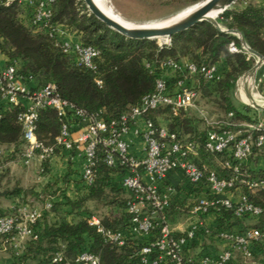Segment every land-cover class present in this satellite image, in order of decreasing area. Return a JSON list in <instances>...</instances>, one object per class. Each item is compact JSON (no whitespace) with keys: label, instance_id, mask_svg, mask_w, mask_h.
<instances>
[{"label":"trees","instance_id":"obj_1","mask_svg":"<svg viewBox=\"0 0 264 264\" xmlns=\"http://www.w3.org/2000/svg\"><path fill=\"white\" fill-rule=\"evenodd\" d=\"M171 1V4L180 7V1L184 0ZM195 2L197 0L192 3ZM30 13L31 8L27 6L16 2L5 6L3 0H0V55L4 59L3 64L13 65L17 77L32 90L54 83L62 99L87 115L102 117L107 122L117 119L136 106L144 96L153 93L158 79L164 80L171 87L178 79H182L187 87L197 93L195 102L200 95L213 94L226 101L237 79L253 67V55L241 47L239 39L230 33L219 31L208 22L175 34L170 38L169 46H160L156 41L131 40L112 31L88 12L83 0H54L49 28L31 26ZM216 21L221 28L239 33L246 45L264 59V4L236 0ZM55 27L74 34L81 46L92 47L99 52L98 57L93 60V70L79 66L74 52L64 51L63 38L49 33ZM231 44L235 47V52L231 51ZM169 61L192 63L196 66L214 65L219 79L206 80L200 74L190 75L187 72L179 78L182 74L163 66ZM169 73L173 76H169ZM257 80L264 81V63L259 69ZM20 111V107H9L4 103L0 105V145L4 148L0 160L2 162L6 158L19 157L24 150L22 127L17 119ZM164 111L169 116L165 125L154 117L156 112L147 113L144 117L152 120L155 127H164L169 133L175 134L182 142L196 143L198 156L191 160L197 166L215 171L220 176H228V172L221 169L220 162L230 159V154H211L204 150L203 144L209 128L201 117L200 110L198 113L205 125L202 132H198L197 127L183 115L185 111H181L178 116H171L166 109ZM229 113H232L231 117H228ZM256 113V110H249L247 107L244 110L231 107L230 112L216 120L223 123L221 129H229L237 134L236 140H239L247 135L246 125L254 126L260 122L253 118ZM206 118L213 119L207 113ZM236 118L247 123L239 124ZM76 121L70 114L67 118H60L52 109L40 110L36 137L43 144L54 146L62 123L70 125ZM249 132L253 138L258 135L257 131ZM9 147H12V151L5 157ZM64 154L55 147L54 157L64 159ZM260 156L264 157V148L253 146L243 164V172L254 177H264V170L255 172L248 169V164ZM209 157L219 159L218 166L211 164ZM51 160L52 158L38 162L40 173L44 177L49 176L47 171ZM124 172V167L107 166L104 151L99 149L90 185L85 184L82 172L78 179H69L73 174L69 165V171L63 177L36 183L25 190L17 186L12 190L8 189L7 193L19 200L12 212L0 213V216L13 214L17 206L24 205L42 210L41 218L33 226L36 239L22 240L19 248H14L11 238L15 232L0 236V245L6 246L13 259L12 264H49L57 254L64 261H74L83 251L97 255L100 264L126 263L130 253L137 251L146 240L127 241L124 246L118 247L104 242L96 228L89 226L87 222L94 212L90 207L97 209L100 205L108 209L103 217L96 216L105 230L124 231L128 227L130 215L125 210L127 192L121 184ZM5 174V170L0 172V181L6 177ZM182 180L178 172L168 177V182L178 190L166 212L170 225L178 222L188 212L186 205L191 208L192 204H189L200 193L199 188ZM0 187L4 189L6 186ZM70 189L72 196L67 192ZM243 192L250 202L262 209L260 219L263 218L264 192L251 193L246 189ZM35 202H40V207H36ZM47 203H50L49 209H45ZM247 218L252 219L248 216L239 218L228 212L217 214L213 222L217 228H223L226 224L234 230L236 225ZM250 228H264V222H256ZM197 243L194 242L193 245ZM209 243L208 239H204L202 245ZM262 246L264 244L256 246L254 258L250 261L243 260V263L256 264L255 258Z\"/></svg>","mask_w":264,"mask_h":264},{"label":"built area","instance_id":"obj_2","mask_svg":"<svg viewBox=\"0 0 264 264\" xmlns=\"http://www.w3.org/2000/svg\"><path fill=\"white\" fill-rule=\"evenodd\" d=\"M5 6L13 3L31 8V26L49 28L54 0H3ZM50 35L63 37L65 31L60 27L51 28ZM170 45V40L163 43ZM162 46V45H160ZM65 52H74L79 66L94 69L93 60L99 52L79 43L63 42ZM231 51L235 52L233 44ZM164 67L179 72L180 77L187 72L200 74L206 80L219 79L216 66H196L192 63L167 62ZM197 93L186 86L182 79L167 86L164 80L156 81L155 91L144 96L117 119L110 121L102 117L87 115L69 101L62 99L54 83L32 90L16 75L13 65L0 62V102L9 107H20L17 119L22 127L24 150L17 158L22 166L29 167L35 160L43 162L55 156V147L64 153H74L84 164L82 179L90 185L99 149L104 151V162L109 167H124L121 184L127 192L126 213L130 223L124 231L105 230L96 216L88 219L104 242L122 247L127 241L146 240L139 249L131 252L123 264H235V257L244 261L254 258V248L264 244V228H244L240 231L217 228L214 217L217 214L231 213L242 218L248 216L259 219L262 209L249 201L243 189L251 193L264 192V177H254L243 172V164L256 146L264 148V121L257 125H246V136L236 140L237 134L229 129H221V121L201 117L209 130L204 140V150L211 154L228 152L230 159L220 162L228 176H220L215 171L199 167L191 158L198 156L196 143L182 142L175 134L164 127H155L145 115L151 112L168 110L171 116L194 107ZM52 109L60 118L70 114L77 121L67 125L62 123L55 138L54 146H47L36 137L38 114L40 110ZM232 113L228 114L231 117ZM228 126V125H227ZM229 126H231L229 124ZM249 130L258 132L253 138ZM139 137L143 144L141 157L131 152L127 136ZM4 148L0 145V160ZM5 164L0 161V172ZM178 172L182 181L199 188L200 193L191 203L189 211L193 222L184 230H176L169 224L166 212L178 190L168 182L170 174ZM180 190V189H179ZM50 208V203L45 209ZM42 210L27 205L17 206L13 214L0 216V236L15 232L11 238L14 248H19L22 240L36 239L33 226L41 218ZM212 217L211 222H207ZM226 226V227H225ZM208 239L212 245H202ZM198 242L197 245H193ZM197 250L196 252L194 250ZM194 251V252H193ZM100 264L99 257L89 251L81 252L74 261H64L57 254L49 264Z\"/></svg>","mask_w":264,"mask_h":264},{"label":"rangeland","instance_id":"obj_3","mask_svg":"<svg viewBox=\"0 0 264 264\" xmlns=\"http://www.w3.org/2000/svg\"><path fill=\"white\" fill-rule=\"evenodd\" d=\"M193 1L194 0L180 1V7H179V5L171 4L172 2L171 0H104V3L102 4V6L104 9L109 11L111 14L118 16L119 18L124 20L129 25H134V26L143 25V26L148 27V26H158L162 24L164 21H167L168 19L179 14L180 12L185 11L191 7H195L196 5L200 4L204 0H197V2L192 3ZM158 45L164 46V44H158ZM253 58H254V61H253V66H254L257 61V58L255 56H253ZM258 72L259 70L256 73L255 80L254 81L251 80L245 85L247 93L250 92V94H253V99H251L249 96L245 94L243 96V94L239 90V82L242 76L244 75L243 74L237 79L226 101L216 94H213L211 96H201L200 95V97H198L197 101L195 102L194 107L183 112V115L186 116L193 123L195 127H197L198 132H202L205 129V125L200 119L198 110H203L204 112L208 114L209 117L213 118V120H216V119L223 118L227 114V112H230L231 107L237 108L239 110H244V108L247 107L249 108V110L252 109L258 112L256 113V115L253 116L254 120L259 119L260 121H262L264 119V109H255L252 106L253 102L257 103L260 106H264V81L258 82L257 80ZM168 75L173 76V74H170V73ZM246 77H243L242 79H245ZM167 114L168 113L166 111L161 110V111L156 112L154 114L155 115L154 117L158 118L159 119L158 121L161 122V124L165 125L168 122L166 121V119L169 117ZM161 117L163 120H161ZM236 122L239 124L247 123V122L242 121L240 118H236ZM208 160L211 161V164H213L214 166H218L217 164L219 162V159L217 158L214 159L212 157H209ZM32 165L33 164H31L28 168H24L23 171L25 173L32 174V177H33V173H34V176H37V174L38 176H42V174L39 171L40 169ZM55 165L57 164L55 163ZM69 165H72V164L67 162L66 165H64V167L62 168V170L60 169L59 166L49 165L48 171H47L49 173V177L52 179L63 177L69 171ZM34 182L35 181H33V183ZM72 193H73L72 189H70L68 194L72 196ZM191 204L192 203H190L189 205ZM38 205H40V202L38 204L37 202H35V206H38ZM186 206H187L188 212L185 213L184 216L180 218L179 221L176 223H183V222L189 223L195 220L189 214V211L191 208L190 207L188 208V205ZM90 208H91L90 210L94 211L92 213L93 214L92 216L103 217L105 214L108 213V209L100 205L97 207V209L94 206ZM211 219L212 217H210V220H207V222H211ZM245 222L249 224L248 227H251L256 222H264V216L261 219L260 218L259 219L247 218L245 219ZM209 244L212 245V242ZM263 247L264 246H262V248ZM255 262L256 264H264V261L262 259H259L258 257L255 258ZM234 263L244 264L243 260L239 256L235 257Z\"/></svg>","mask_w":264,"mask_h":264},{"label":"crops","instance_id":"obj_4","mask_svg":"<svg viewBox=\"0 0 264 264\" xmlns=\"http://www.w3.org/2000/svg\"><path fill=\"white\" fill-rule=\"evenodd\" d=\"M251 1L257 5H262L264 4V0H248ZM234 35V34H232ZM235 37H237L236 35H234ZM64 42H68V43H75L77 42V38L74 36V34L71 33H65V35L62 37ZM4 59L3 57L0 55V62L3 63ZM2 104V102H0V105ZM127 140L130 142V147H131V152L136 155L141 157L143 155V144L142 141L139 137H135L134 135H129L127 136ZM12 151V147H9L7 152L5 153V157H8L9 154ZM64 159H62L61 157H54L52 158V160L49 162V165L52 166H59L60 169L62 170V168L64 167V165H66L67 162H69L71 165V169L73 170V174L70 176L69 179L71 180H76L79 178V173L82 172V168H83V160L81 157L76 156L74 153L71 155L68 154H64ZM18 157H11V158H6L5 162H3L5 164V171L6 174L3 179H1L0 181V185L1 186H6L3 187L4 189H2L0 187V213H10L12 212V210L14 209L15 205L18 203V198H16L14 195L8 194L7 190H12V188H14L15 186L22 188V189H28L30 188L33 184L36 183H45L46 181H48L49 179H51L49 176H34L33 173V177L32 174L30 173H25L23 170L24 168H28V167H24L20 164V162L17 159ZM55 163L57 165H55ZM34 166L38 167V169H40L39 171H41V168L39 167V163L38 161H34L32 163ZM32 165V166H33ZM21 169V170H19ZM248 169L251 171H261L264 170V157H258L253 159L249 164H248ZM65 174V172H64ZM54 176V174H53ZM60 176V175H59ZM35 179V180H33ZM33 181H35L33 183ZM38 181V182H37ZM69 193V191H67ZM36 207H40V205L36 206ZM195 219V218H193ZM210 219V218H209ZM212 220V219H211ZM189 225V223L183 222V223H175L172 224L171 226H173L176 230H184L185 228H187V226ZM248 223L247 222H243V223H239L238 225H236L234 227V230L236 231H240L244 228H250L248 227ZM259 253H258V258L262 259L264 261V249H259ZM195 252L197 251L196 249L194 250ZM193 251V252H194ZM13 259L12 257L9 255V253L7 252L6 246L4 244L0 245V264H12Z\"/></svg>","mask_w":264,"mask_h":264},{"label":"water","instance_id":"obj_5","mask_svg":"<svg viewBox=\"0 0 264 264\" xmlns=\"http://www.w3.org/2000/svg\"><path fill=\"white\" fill-rule=\"evenodd\" d=\"M236 0H204L200 6H198L194 11H192L188 16L182 18H174L170 20L163 26L158 27H144L142 26H127L116 22L115 20L106 16L94 3L92 0H83L88 12L92 14L97 20L103 23L106 27L114 32L121 34L122 36L131 40H150L156 41L159 38H170L180 32L186 31L187 29L203 23L208 22L212 24L216 29L221 32L234 34L239 39L241 46L249 54L255 56L257 61L255 65L246 72L243 77L251 76L253 81L255 80L257 71L261 68L264 63L263 57L251 50L241 37L239 33L234 30H225L219 26L216 19L226 11ZM216 13L211 16V13ZM241 78V79H242ZM248 96L253 99V94L248 93ZM252 106L255 109H264V106H260L253 102Z\"/></svg>","mask_w":264,"mask_h":264},{"label":"bare ground","instance_id":"obj_6","mask_svg":"<svg viewBox=\"0 0 264 264\" xmlns=\"http://www.w3.org/2000/svg\"><path fill=\"white\" fill-rule=\"evenodd\" d=\"M93 3L106 15L108 16L109 18L115 20L116 22H119L120 24H123V25H127V26H134V25H129L128 23H126L124 20H122L121 18H119L118 16H115L113 14H111L109 11H107L106 9L103 8L102 4L104 3V0H92ZM202 3V2H201ZM200 3V4H201ZM200 4L196 5L195 7L193 8H190V9H187L185 11H182L181 13L175 15L174 17L168 19L167 21H164L162 24L158 25V26H163L165 25L166 23H168L170 20L174 19L175 17L177 18H182V17H186L188 16L192 11H194L198 6H200ZM214 14H216L215 12L214 13H211V16H213ZM158 26H148V27H158ZM144 27H147V26H144ZM168 39L167 38H159V39H156V42L158 44H163L165 42H167ZM253 81L252 77L251 76H247L245 79H241L240 82H239V90L240 92L245 95L248 96V93L246 91V88H245V85L246 83H248L249 81ZM248 101V100H247Z\"/></svg>","mask_w":264,"mask_h":264}]
</instances>
